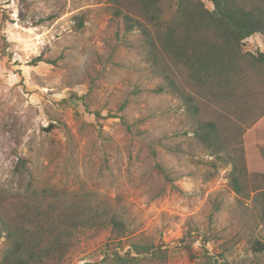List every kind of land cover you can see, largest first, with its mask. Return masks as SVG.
I'll return each instance as SVG.
<instances>
[{
	"label": "rangeland",
	"instance_id": "rangeland-1",
	"mask_svg": "<svg viewBox=\"0 0 264 264\" xmlns=\"http://www.w3.org/2000/svg\"><path fill=\"white\" fill-rule=\"evenodd\" d=\"M162 5L176 15L177 0ZM244 49L264 52V36ZM161 83L110 0H0V188L86 192L123 218V248L97 234L66 264H108L128 240L167 249V264H264L252 249L264 238L261 205L229 186L230 165L211 166L181 101L153 91ZM249 131L247 166L263 171L264 129ZM8 246L0 236V258Z\"/></svg>",
	"mask_w": 264,
	"mask_h": 264
},
{
	"label": "trees",
	"instance_id": "trees-1",
	"mask_svg": "<svg viewBox=\"0 0 264 264\" xmlns=\"http://www.w3.org/2000/svg\"><path fill=\"white\" fill-rule=\"evenodd\" d=\"M110 1L126 31L142 37L151 73L162 80L153 91L181 101L195 139L213 157L211 166H231L229 186L244 198L253 195L264 224V170L249 169L245 154V143L252 140L249 129L256 123L264 129V52L244 49L247 38L264 36V0H208L212 8L204 0H177L171 19L163 17V0ZM77 26H84L83 17ZM26 161L20 158L17 173L26 171ZM0 227L9 243L0 264H66L84 239L109 232L123 248L128 232L123 218L96 204L89 193L53 187L0 188ZM127 242L124 254L118 249L106 254L108 264L169 260L162 246ZM252 249L263 252L264 238L255 239ZM194 264L214 263L204 259Z\"/></svg>",
	"mask_w": 264,
	"mask_h": 264
}]
</instances>
